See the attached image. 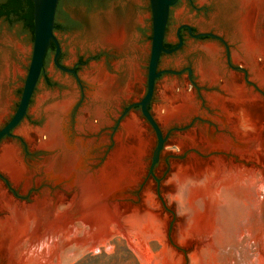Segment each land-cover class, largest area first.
Masks as SVG:
<instances>
[{"label":"rangeland","instance_id":"rangeland-1","mask_svg":"<svg viewBox=\"0 0 264 264\" xmlns=\"http://www.w3.org/2000/svg\"><path fill=\"white\" fill-rule=\"evenodd\" d=\"M2 1L4 0H0V3ZM66 1L68 13L66 25L71 26L72 30L68 34L62 33L59 35L64 64L70 66L76 61H87L93 53L92 47L94 44H103L112 49L109 61L119 57H127L128 60L119 62L120 65L115 67H111L109 64H98L105 72L116 78L117 88L115 94H120V96L116 97L107 107L106 118L99 121L96 116H91L85 109L87 106H94L95 104L89 94L91 87L86 83L85 77L92 76L95 73L96 68H98L96 62L90 61L80 67V83L77 84L72 74L55 67L54 62L50 60L40 90L45 89L52 95L49 96V94L39 92L30 117L23 125L41 126L46 120L45 109L49 104L63 98L68 93H73L76 96L77 105L67 121V129L70 136H79L90 140L92 159L88 165L89 172H93L102 166L108 154L116 146V136L121 131V123L131 114L136 115L141 121L149 141V147L143 157L140 181L129 190L125 199L127 208H124L125 212L121 220L123 226L125 225V232L113 231L104 241L95 243L78 242L76 240L61 241L55 249L56 252H50L49 256L46 257V263L43 264H264V199L248 217L242 213L240 214L242 217H238L233 213L222 216L223 218L221 217L217 224L214 223L210 241L207 238L205 242L199 243L194 238V231L191 234V231L188 232L189 227L186 228L187 230L181 228L186 219L185 215L183 216L185 202L182 198L181 183H183V178L190 174V158L200 159V173L208 169L210 164L207 161H210L215 155H223L236 164L252 168L254 171L264 168V152L259 156H249L234 151H211L204 146L197 145L178 147L173 143L172 140L191 131L200 132L210 128L214 134H218L222 130V126L220 127V124L212 118L215 110L210 105L207 97L211 93L221 92L224 77H220L215 83L201 80L197 73V67L199 60H206L203 48L188 56L186 60L187 64L192 65L194 69L192 74L198 84L203 88H210V90L204 89L201 92V97H198L189 88H185L187 92L193 93L196 97L199 104L198 112L180 121H172L168 124L160 122L156 108L161 102L160 97L163 89L161 87L157 90L151 104L150 108L166 136L170 127L181 128V130L172 133L168 137L171 146L167 162L158 170L155 169V174L152 175L149 168L158 145L156 132L142 113H132L135 107L129 109L122 116L131 104L142 99L146 91L147 63L150 51L149 39H151L152 34L151 2L150 0ZM235 6L234 0H229L219 7V19L215 22V27L232 44V63L241 65L246 73L230 70L227 67L224 46L210 41L205 42V44L214 43L219 47L223 57L221 65L226 75L236 73L238 82L245 84L257 92L260 97H263L262 102L253 111H250L249 115L247 112L240 113L242 114L240 119H245L246 125L249 127V129H246L249 132L246 133V136L251 141H255L258 135L264 136V87L252 79L250 70L244 64L233 59L232 52L238 49L240 45V42L233 36L234 28L230 20ZM138 14L143 16L139 18L137 17ZM171 18L173 24L176 23L177 19L174 16ZM112 24L116 25L113 27L121 26L125 28L128 34V44L122 48L108 45L102 39L105 30ZM33 42L34 35L25 34L21 25L14 24L6 19H0V76L8 68L6 75L9 78V83L16 84L13 89L15 95L0 97V109L3 111L0 128L12 116L19 103L20 93L31 60ZM132 63L136 65L138 75H134L129 70V64ZM245 76H247L250 84L246 82ZM182 78L187 79L188 74H183ZM64 79H68L69 83L64 82ZM71 87L75 89L74 92L69 90ZM126 89L129 90L125 92ZM175 91L181 92L183 90L175 88ZM81 117L96 124V128L83 129L78 122ZM197 117L206 119L217 125L218 128L207 125L202 126L199 121L194 128L187 129V125ZM94 119L97 121L95 122ZM18 130L15 132L16 134L19 133ZM95 133H98L99 136L97 141L89 137V135ZM18 135L22 141L16 140V143L12 144L19 148L20 155L26 162L28 158L31 160L30 165L27 163L31 175L30 183L27 186L16 184L0 170V186L14 199L24 203H32L35 197L63 190L62 186L49 181L43 171L42 162L44 160L41 159L47 158L49 153L38 147L40 138L27 139L20 133ZM99 150L100 154L98 156L100 158L97 161L96 153ZM190 150L191 152H189ZM186 153L188 154L185 156ZM44 182L48 184L47 189L40 188V185ZM33 188L39 190L38 193L31 194L29 201L18 198L14 194L16 190L20 194L28 196L30 191L34 190ZM67 194H70V192H67ZM65 209L64 206L59 207L60 211ZM3 215L4 211L0 207V217ZM2 242L0 239V264H11L5 251H3ZM29 264L39 263L37 259H33Z\"/></svg>","mask_w":264,"mask_h":264},{"label":"bare ground","instance_id":"bare-ground-1","mask_svg":"<svg viewBox=\"0 0 264 264\" xmlns=\"http://www.w3.org/2000/svg\"><path fill=\"white\" fill-rule=\"evenodd\" d=\"M234 2L236 6L230 20L233 36L240 45L232 52L233 59L244 64L252 79L264 87V0ZM102 39L108 45L121 48L129 41L123 27L110 28ZM202 48L206 60L198 66L201 80L215 83L224 77L221 92L207 97L215 110L212 118L222 126V130L218 134L210 128L191 131L175 138L173 143L178 147L197 145L211 151L262 155L264 136L258 135L255 141H251L246 136L249 127L245 119H240V113L249 115L263 97L238 82L236 73L226 75L223 72L220 49L216 44L207 43ZM129 70L138 75L134 63L129 64ZM85 81L91 87L89 94L95 103L87 106L86 112L103 121L107 107L116 98V78L97 68L92 76L85 77ZM175 84H164L161 102L156 108L157 117L163 124L180 121L199 110L194 94L186 90L176 92ZM76 105V96L68 93L49 104L45 109L46 120L41 126L23 125L18 130L27 139L40 138L38 147L49 153L42 163L43 171L49 181L62 186L63 190L35 197L32 203H24L14 199L0 186V207L4 211L0 217V239L11 264H29L33 259L43 264L61 241L95 243L104 241L113 231L125 232L121 221L127 203L125 199L129 190L140 181L143 157L149 147L143 125L136 115L128 116L121 123L115 148L100 168L89 172L88 165L92 159L90 140L70 136L67 129V121ZM2 115L0 109V119ZM78 122L83 129H95L97 126L84 117ZM189 162L190 174L181 183V197L185 202L183 216L187 225L183 223L181 228L187 230L189 227L191 234L194 231V238L199 243L212 239L214 223L217 224L222 216L233 213L240 217L242 213L248 217L264 199V168L254 171L223 155H215L207 161L210 164L208 169L200 173V159L192 157ZM28 167L15 144H3L0 165L3 173L14 183L27 186L31 180ZM61 206L66 209L60 211Z\"/></svg>","mask_w":264,"mask_h":264},{"label":"flooded vegetation","instance_id":"flooded-vegetation-1","mask_svg":"<svg viewBox=\"0 0 264 264\" xmlns=\"http://www.w3.org/2000/svg\"><path fill=\"white\" fill-rule=\"evenodd\" d=\"M91 1H95V0H91ZM225 1H229V0H176L175 3L170 6L168 19H167V23H166V28H165V33H164V38H163V45L168 51H161L159 58H158V61H157L156 72H158L159 75L155 78L153 95H152V98L148 104L149 111L151 110L150 105H151V102L153 100V97H155L156 91L158 89H160V87L163 88V85L165 83H174V84L176 83L175 88L177 90H185V88L187 87V88H189V90H192L193 92H195V94H197L198 97H201V92L204 89L210 90V88H203L198 84V82L196 81V79L193 77V74H192L194 72L192 65H189L186 63L187 57L198 52V51H200L202 46L207 41L208 42L209 41L210 42H216V43H218V45L224 46L225 54H226L225 62H226L227 67H229L230 70H235L237 72L243 71L246 73V70L241 65H237V64L232 63V61H231L232 44H230L229 41L225 39V36L220 34V31L217 30L215 27V22L217 21V19H219V7H221ZM64 2H63V0H59L58 5H57V9H56V14H55V22H54V24H55L54 34L57 38V41L59 43V48H60V53L57 56V62L61 66H64L65 68L74 69L75 72H72L69 70H64L58 66V64L55 61V56L57 54V46L54 42H52L46 51V54L44 57V62H43V68L40 71L38 80L36 82L33 93L31 95V98H30V101H29L25 115L19 121V123L13 129L10 130L9 135L8 134L4 135L0 139V145L4 144L5 142L16 143V140L22 141L21 137L15 133V129L18 128L22 123H24L26 121L31 102L34 98L37 87H38L39 83L41 82V79L46 75V69H47V66H48V63L50 60H52L54 62L55 67L65 71L67 73L72 74L74 76L77 84L80 83V79H79L80 67L86 63H89L90 61L96 62V64H97L96 67L100 68V65H98V64H101V65L109 64V65H111V67H115L116 65H120L119 62H121V61L124 62L125 60H128L127 57H119L113 61H109L112 49L108 48L107 46H105L103 44H94L92 47L93 53L87 61H85V62L76 61L74 64H72L70 66L65 65L63 62V50H62V45H61V40H60L59 35L62 33L68 34L71 32L72 29H71V26L69 27L68 25H66V22L68 21V19H67L68 13L66 10L67 1L65 3ZM142 16H143L142 14L137 15V17H139V18ZM172 16H174L177 19L176 23H174V24L171 23V17ZM31 17H32V19H31ZM0 19H6L8 21H11L14 24H19L23 27V32L25 34H33L34 35L33 2L31 0H21V2H19V3L14 2L13 0L2 1L0 3ZM113 26H116V25L112 24L108 29H110ZM172 26H173V28H172ZM152 28H153V26H152ZM107 30H105V31H107ZM205 32H211V33L215 34L216 36L199 35L200 33H205ZM149 40H150V51H149V57H148V63H147V82H146L145 94H146L147 88H148V73H149V63H150V57H151L152 34H151V39H149ZM220 54H221V60H222L223 59L222 53L220 52ZM202 61H204V60L201 59L198 61L199 62L198 66L200 65V63ZM28 69H29V67H28ZM17 70H18V68H17ZM91 70H89V71H91ZM7 73H8V68L5 70L4 74L1 73V76H0V97H12L13 95H15V93L13 92V89H14V87H16V84L13 82L11 84L9 83V78L6 75ZM27 73H28V70H27ZM183 74H188V78L187 79L182 78ZM26 76H27V74H26ZM25 80H26V77H25ZM245 80H248L247 76H245ZM63 81L67 83L68 79H64ZM247 83H249V82H247ZM24 84H25V81H24ZM24 84L22 86V91L20 93V99L22 96ZM69 90L71 92L75 91V89L72 87ZM41 92H42V94H45V93L49 94V96L52 95V93H50V92L48 93V91L45 89H43ZM144 95L142 96V98L144 97ZM119 96H120V94H116V97H119ZM19 102H20V100H19ZM18 105H19V103H18ZM18 105H17L14 113L16 112ZM133 107H139L141 110L140 105H134L131 108H133ZM141 112H142V110H141ZM14 113L6 121V123L3 124V126L0 129H2L9 122V120L13 117ZM142 115H143V113H142ZM144 118L147 120V118L145 116H144ZM94 121L96 122L97 120L94 119ZM199 121L201 122L200 124L202 126L207 125L210 127L212 126L214 128H218L217 125H214L211 122L207 121L206 119L204 120L200 117L195 118V120H193L191 123H189L186 128L187 129L194 128L196 126V123ZM149 124L151 125L150 122H149ZM151 127L153 128L152 125H151ZM159 127H160V125H159ZM104 129H106V128H104ZM178 130H181V128L180 127H170L168 134H167V137L165 136L164 138L167 139L172 133H175ZM154 131H155V129H154ZM89 137L96 139L95 141H97L99 139L98 133L91 134V135H89ZM100 150H99V152L96 153L97 154L96 155L97 161H99V158H100L98 156L100 154ZM189 152H191V150ZM160 153H161V151L159 152V157H160ZM187 154L188 153H186L184 155L186 156ZM48 157H49V155H48ZM47 158H45V159L43 158L41 160L45 161ZM27 163L29 165L31 164V160H29V158L27 159ZM157 164H158V162H156V164L154 165L152 175L155 174L154 172H155ZM149 170H150V168H149ZM47 185L48 184L44 182L40 185V188L41 189H47ZM8 186H10V185L8 184ZM33 189L34 190L30 191L28 196L22 195L16 190L14 191V194L18 198L25 199V200L29 201L31 194H36V193H38V190H39V189H35V188H33Z\"/></svg>","mask_w":264,"mask_h":264},{"label":"water","instance_id":"water-1","mask_svg":"<svg viewBox=\"0 0 264 264\" xmlns=\"http://www.w3.org/2000/svg\"><path fill=\"white\" fill-rule=\"evenodd\" d=\"M31 1L33 2V20H34V42H33L31 61L18 108L14 113L13 117L9 120V122L2 129H0V139L4 135L7 134L9 135L10 130L13 129L25 115L31 95L38 80L40 71L43 68V62L46 51L52 42H54L57 46V54L55 56V61L58 64V66L64 70L75 72L74 69L65 68L64 66H61L57 62V56L60 53V48L57 38L54 34V27H55L54 22H55V14L59 0H31ZM175 1L176 0H150L152 7L153 28H152L151 57H150L149 73H148V88L144 97L140 101L131 104L122 114L123 116L132 106L140 105L142 112L139 107H135L132 113H143V115L147 118V120L151 123V125L155 129V132L158 137V145L156 147L155 155L153 157V161L150 166V170H149L150 173H153V168L156 162H158L156 166V170H158L161 166H163L167 162V158L171 146L169 139L164 138L166 134L163 131L162 127L161 126L159 127L160 124L156 119L155 115L153 114L152 110L149 111L148 104L153 95L155 78L159 75V73L156 72V65L159 55L161 51H168L163 45V38H164L166 23L168 19L169 8L171 5L175 3ZM171 23L173 24L172 18H171ZM199 35L216 36L211 32L200 33ZM45 77L46 75L41 79V82L37 87L36 93L29 108V112L27 114L26 121L30 117V114L32 112V109L34 107V104L36 102V99L38 97V94L40 92ZM24 123H22L18 128H16L15 132ZM2 147L3 144L0 145V165H1ZM160 151L161 153L159 157Z\"/></svg>","mask_w":264,"mask_h":264},{"label":"trees","instance_id":"trees-1","mask_svg":"<svg viewBox=\"0 0 264 264\" xmlns=\"http://www.w3.org/2000/svg\"><path fill=\"white\" fill-rule=\"evenodd\" d=\"M14 2H17V3H19V2H21V0H13ZM31 19H32V17H31Z\"/></svg>","mask_w":264,"mask_h":264}]
</instances>
